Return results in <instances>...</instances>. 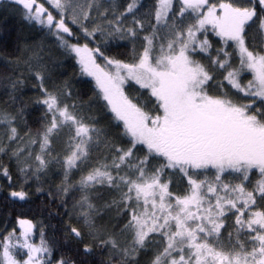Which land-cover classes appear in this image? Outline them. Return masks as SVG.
<instances>
[{
	"label": "snow or ice",
	"instance_id": "6c2138e0",
	"mask_svg": "<svg viewBox=\"0 0 264 264\" xmlns=\"http://www.w3.org/2000/svg\"><path fill=\"white\" fill-rule=\"evenodd\" d=\"M0 264H264V0H0Z\"/></svg>",
	"mask_w": 264,
	"mask_h": 264
}]
</instances>
